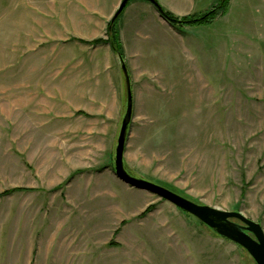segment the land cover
<instances>
[{
	"label": "rangeland",
	"instance_id": "rangeland-1",
	"mask_svg": "<svg viewBox=\"0 0 264 264\" xmlns=\"http://www.w3.org/2000/svg\"><path fill=\"white\" fill-rule=\"evenodd\" d=\"M164 2L182 18L216 0ZM106 3L0 0V195L15 190L0 196V264H254L115 176L124 74L115 64V107L101 71L86 73L110 47L89 44L107 39L119 5L108 14ZM125 19L119 41L126 24L125 42L145 55L133 56L141 71L124 63L134 93L126 171L264 231V0H231L207 25L164 20L160 30Z\"/></svg>",
	"mask_w": 264,
	"mask_h": 264
},
{
	"label": "water",
	"instance_id": "water-1",
	"mask_svg": "<svg viewBox=\"0 0 264 264\" xmlns=\"http://www.w3.org/2000/svg\"><path fill=\"white\" fill-rule=\"evenodd\" d=\"M132 0H122L114 13L111 24L124 12L127 4ZM151 3L159 9L156 0H142ZM120 65L125 78V111L121 119L114 154L112 157V168L115 176L138 190L147 191L159 199L166 201L196 218L207 227L218 238L236 244L251 257L254 264H264V231L260 224L247 219L240 212H228L214 209L208 206L197 205L176 193L156 185L144 179L136 178L129 174L124 166V151L126 140L132 119V92L126 67L122 57L119 56Z\"/></svg>",
	"mask_w": 264,
	"mask_h": 264
},
{
	"label": "crops",
	"instance_id": "crops-1",
	"mask_svg": "<svg viewBox=\"0 0 264 264\" xmlns=\"http://www.w3.org/2000/svg\"><path fill=\"white\" fill-rule=\"evenodd\" d=\"M121 1L122 0H103V2H107L106 4H108L111 7V8L109 7L108 14L110 12L114 11V9L117 7V5H119V3ZM158 1L161 3V5H163L162 7H164V9H165L167 4L164 2V0H158ZM166 9L168 10V8H166ZM127 10H130L132 12L131 13H126ZM142 10H144L146 12L145 15L140 13ZM124 14H126V19L125 20L132 21L131 19L134 18L133 19V21L135 20L134 24L135 25L137 24L139 27L144 26V25L148 26L149 23H151L150 25H152L153 28L163 30V28L168 26V25H166V22L160 17V15L156 11V9L153 8L152 4H150L148 2H145V1H142V0H132V1H130L128 6H126L122 16ZM89 16H90V18H92L93 16H97L96 17L97 21H105L106 20L103 17H99L98 18L99 15H97V13H91V14H89ZM124 26H126V24L120 26V41H121L122 50H123V53H124V60L123 61L126 64V66L128 68V71L129 70H133V72L134 71L135 72L141 71L142 67L139 66L138 62L137 61L133 62L134 61L133 56H142V58H144L145 57L144 48L140 47L141 43H137L135 49H130V47L127 45V43L124 40V36H123V34H125ZM154 32H155V30H154ZM135 36H136V38H139L141 36L140 30H136L135 31ZM101 51L103 52V57L101 58L102 61H99L96 64L92 65V69L91 70H88L86 68V64L84 66H85V68L87 70L86 71L87 74L89 73V71L91 72L93 70L95 71V74H96V72L101 71V73L99 75H97L95 78L97 80H99V78L101 76H103V75L105 76V78L107 79V82H108L107 85H109L110 89H112V91H113V94H112L113 96L111 97V100L113 99V101L115 103V107H117L118 101L121 102V95L119 94V90L120 89H118V93H116V87H117V83H118V85L120 84V86L122 87V81H121V79L119 81L118 75H117V78H115L114 74H117V73H115L116 71H114V69L115 70L117 69L115 64H117V66L118 65L120 66V60L112 52L111 48L108 47V46L102 47ZM136 58H138V57H136ZM130 61H131L132 64L130 63ZM119 66H118V68H119ZM131 77H132V75H131ZM115 81H117V83ZM102 82L103 83L98 81L97 82V86H99L100 88L102 87V89H103L107 85L105 83V80L102 81ZM103 84H104V86H103ZM123 84H124V81H123ZM131 85L132 86L134 85V82H133L132 79H131ZM120 86H119V88H120ZM131 92H132V99H133V94H134L133 90ZM100 102L103 103L105 101H100ZM105 108H106V105L103 103L100 106V110H103Z\"/></svg>",
	"mask_w": 264,
	"mask_h": 264
},
{
	"label": "trees",
	"instance_id": "trees-1",
	"mask_svg": "<svg viewBox=\"0 0 264 264\" xmlns=\"http://www.w3.org/2000/svg\"><path fill=\"white\" fill-rule=\"evenodd\" d=\"M231 0H216V3L211 7L208 11L192 16H186L182 18L176 17L171 12L164 9L159 4V9H156L160 17L165 20L166 22L173 24V25H189V26H196V25H207L214 22L218 17L225 16ZM129 4V3H128ZM127 4V6H128ZM123 14V13H122ZM122 14L114 21L113 24L111 22L107 25L106 36L107 39H98L89 43L90 45H99V44H108L111 50L116 53L118 56L122 57V47L119 41L118 31H117V21L121 18ZM13 191H7L1 195H7ZM0 195V196H1Z\"/></svg>",
	"mask_w": 264,
	"mask_h": 264
}]
</instances>
